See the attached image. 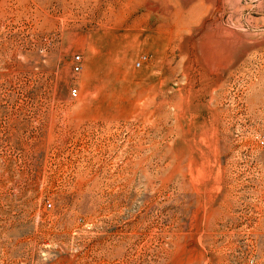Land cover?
Listing matches in <instances>:
<instances>
[{
	"label": "rangeland",
	"instance_id": "1",
	"mask_svg": "<svg viewBox=\"0 0 264 264\" xmlns=\"http://www.w3.org/2000/svg\"><path fill=\"white\" fill-rule=\"evenodd\" d=\"M262 136L264 0H0V264H264Z\"/></svg>",
	"mask_w": 264,
	"mask_h": 264
},
{
	"label": "built area",
	"instance_id": "2",
	"mask_svg": "<svg viewBox=\"0 0 264 264\" xmlns=\"http://www.w3.org/2000/svg\"><path fill=\"white\" fill-rule=\"evenodd\" d=\"M80 69H81V66H80V56H77V57H76V63H75V65H74V70H75V71H80ZM73 95H74V96L77 95V90H76V89L73 90ZM259 144H260L261 146L264 145V136H262V137L259 139ZM49 206H50V204H49Z\"/></svg>",
	"mask_w": 264,
	"mask_h": 264
}]
</instances>
